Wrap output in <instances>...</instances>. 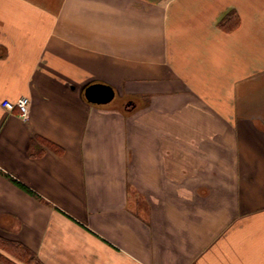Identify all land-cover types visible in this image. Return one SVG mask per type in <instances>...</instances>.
I'll use <instances>...</instances> for the list:
<instances>
[{"label": "crops", "instance_id": "0c3cea01", "mask_svg": "<svg viewBox=\"0 0 264 264\" xmlns=\"http://www.w3.org/2000/svg\"><path fill=\"white\" fill-rule=\"evenodd\" d=\"M0 233L45 264H264V0H0Z\"/></svg>", "mask_w": 264, "mask_h": 264}, {"label": "trees", "instance_id": "16d2710c", "mask_svg": "<svg viewBox=\"0 0 264 264\" xmlns=\"http://www.w3.org/2000/svg\"><path fill=\"white\" fill-rule=\"evenodd\" d=\"M233 15L235 16L234 17L235 20H234V22H230L233 19ZM230 17H231V15H230ZM230 17H229L230 21H228L227 18H225L220 23V27L223 28L224 30L231 31L233 28H236L238 26V24H239V18H238L236 13L232 14V18H230ZM9 178L20 189H22L23 191L27 192L28 194L38 198V196L31 189L26 187L24 184H22L21 182H19L18 180L14 179L12 177H9ZM0 243H1L0 245L2 246V248L0 247V249H3L4 252L7 251V253L8 252L11 253V251L14 250L13 251L14 257H16L17 259H19L22 262L24 261V262L33 263V264H43L38 259L36 254L32 250H30L27 246L22 244L21 242L10 241V240H6V239H3V238L0 237ZM8 248H10V249L7 250ZM0 260L3 261L5 264H15L9 258L4 257L3 254H1V253H0Z\"/></svg>", "mask_w": 264, "mask_h": 264}, {"label": "water", "instance_id": "95a60500", "mask_svg": "<svg viewBox=\"0 0 264 264\" xmlns=\"http://www.w3.org/2000/svg\"><path fill=\"white\" fill-rule=\"evenodd\" d=\"M115 91L108 85L92 84L85 89L86 99L95 105H106L115 99Z\"/></svg>", "mask_w": 264, "mask_h": 264}, {"label": "built area", "instance_id": "2783aa9c", "mask_svg": "<svg viewBox=\"0 0 264 264\" xmlns=\"http://www.w3.org/2000/svg\"><path fill=\"white\" fill-rule=\"evenodd\" d=\"M2 106L9 113H13L15 110H18L19 117L23 121H27L30 115L31 99L29 97H21L16 101L5 100L3 101Z\"/></svg>", "mask_w": 264, "mask_h": 264}, {"label": "rangeland", "instance_id": "374dc122", "mask_svg": "<svg viewBox=\"0 0 264 264\" xmlns=\"http://www.w3.org/2000/svg\"><path fill=\"white\" fill-rule=\"evenodd\" d=\"M0 237L1 238H3V239H6V240H10V241H16V240H14V239H11V238H8V237H6V236H3V234H1L0 233ZM1 244V243H0ZM0 247L2 248V246L0 245ZM10 248H8L7 250H9ZM13 250V249H12ZM6 251V250H5ZM11 251V250H10ZM14 251V250H13ZM13 251H11V253L10 252H8L7 253V251L6 252H4V250L3 249H0V253L1 254H3V256L4 257H7V258H9L12 262H14L15 264H33V263H28V262H22V261H20L19 259H17L16 257H14V253H13ZM36 254V253H35ZM36 256H37V254H36ZM38 257V256H37ZM38 259L43 263V264H45L39 257H38ZM0 264H5L3 261H1L0 260Z\"/></svg>", "mask_w": 264, "mask_h": 264}]
</instances>
